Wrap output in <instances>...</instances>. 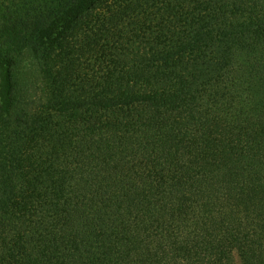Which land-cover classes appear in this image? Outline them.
Returning <instances> with one entry per match:
<instances>
[{
  "label": "trees",
  "instance_id": "1",
  "mask_svg": "<svg viewBox=\"0 0 264 264\" xmlns=\"http://www.w3.org/2000/svg\"><path fill=\"white\" fill-rule=\"evenodd\" d=\"M236 259L264 264V0H0V264Z\"/></svg>",
  "mask_w": 264,
  "mask_h": 264
},
{
  "label": "rangeland",
  "instance_id": "2",
  "mask_svg": "<svg viewBox=\"0 0 264 264\" xmlns=\"http://www.w3.org/2000/svg\"><path fill=\"white\" fill-rule=\"evenodd\" d=\"M37 61V60H36ZM38 66H36V62L31 56L20 55L17 57L16 69L20 76H23L22 73H28L29 71L36 70ZM236 264L239 263L238 259H236Z\"/></svg>",
  "mask_w": 264,
  "mask_h": 264
}]
</instances>
